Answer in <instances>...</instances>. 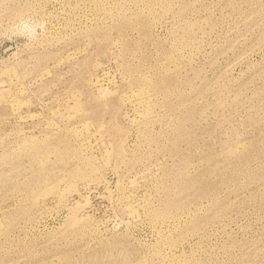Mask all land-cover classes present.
<instances>
[{
  "label": "rangeland",
  "instance_id": "374dc122",
  "mask_svg": "<svg viewBox=\"0 0 264 264\" xmlns=\"http://www.w3.org/2000/svg\"><path fill=\"white\" fill-rule=\"evenodd\" d=\"M0 264H264V0H0Z\"/></svg>",
  "mask_w": 264,
  "mask_h": 264
}]
</instances>
